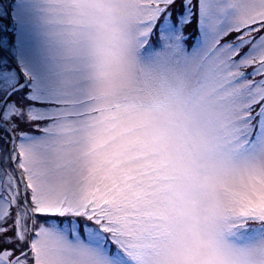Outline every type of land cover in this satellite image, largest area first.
<instances>
[{"label":"snow or ice","instance_id":"1","mask_svg":"<svg viewBox=\"0 0 264 264\" xmlns=\"http://www.w3.org/2000/svg\"><path fill=\"white\" fill-rule=\"evenodd\" d=\"M0 264H264V0H0Z\"/></svg>","mask_w":264,"mask_h":264}]
</instances>
